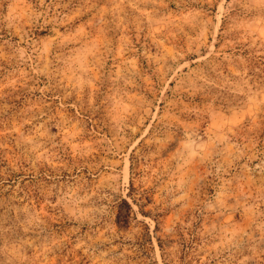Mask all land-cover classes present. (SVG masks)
<instances>
[{
  "label": "rangeland",
  "instance_id": "374dc122",
  "mask_svg": "<svg viewBox=\"0 0 264 264\" xmlns=\"http://www.w3.org/2000/svg\"><path fill=\"white\" fill-rule=\"evenodd\" d=\"M0 264H264V0H0Z\"/></svg>",
  "mask_w": 264,
  "mask_h": 264
},
{
  "label": "trees",
  "instance_id": "16d2710c",
  "mask_svg": "<svg viewBox=\"0 0 264 264\" xmlns=\"http://www.w3.org/2000/svg\"><path fill=\"white\" fill-rule=\"evenodd\" d=\"M126 204H127V202H126Z\"/></svg>",
  "mask_w": 264,
  "mask_h": 264
}]
</instances>
